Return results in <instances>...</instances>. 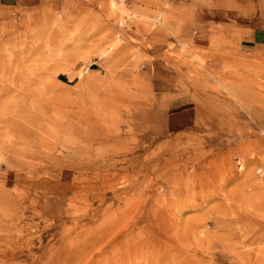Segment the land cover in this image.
<instances>
[{"label": "rangeland", "instance_id": "374dc122", "mask_svg": "<svg viewBox=\"0 0 264 264\" xmlns=\"http://www.w3.org/2000/svg\"><path fill=\"white\" fill-rule=\"evenodd\" d=\"M238 6L264 0H0V264H264Z\"/></svg>", "mask_w": 264, "mask_h": 264}, {"label": "crops", "instance_id": "0c3cea01", "mask_svg": "<svg viewBox=\"0 0 264 264\" xmlns=\"http://www.w3.org/2000/svg\"><path fill=\"white\" fill-rule=\"evenodd\" d=\"M221 0H167V4L171 5L173 8H189L193 9L194 12H200L203 13L213 11L216 13L218 10V7L220 6ZM207 5V6H206ZM205 7V9H204ZM209 8V10L206 11V8ZM237 13H250L252 15L257 14L264 17V8H257L255 10H248V7L243 8L238 6ZM240 10V11H239ZM228 13V12H227ZM245 16V15H244ZM258 16H256L257 18ZM241 19H244L241 17ZM248 22H245V26L247 31H252L251 35V44L248 46L252 47H261L264 46V20L254 17L248 18ZM246 21V20H243ZM245 30V29H243Z\"/></svg>", "mask_w": 264, "mask_h": 264}, {"label": "bare ground", "instance_id": "6f19581e", "mask_svg": "<svg viewBox=\"0 0 264 264\" xmlns=\"http://www.w3.org/2000/svg\"><path fill=\"white\" fill-rule=\"evenodd\" d=\"M163 246H164V245H163ZM120 250H121V249H120ZM130 251H131V250H130ZM122 252H123V250H122ZM105 253H106V252H105ZM124 254H125V253H124ZM125 255L127 256V252H126V254H125ZM95 258H96V256H95ZM96 259H97V258H96ZM96 259H95V260H96ZM123 260H124V259H123ZM135 261H136V260H135Z\"/></svg>", "mask_w": 264, "mask_h": 264}]
</instances>
